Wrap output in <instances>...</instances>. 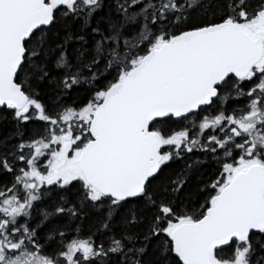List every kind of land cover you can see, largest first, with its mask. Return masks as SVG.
<instances>
[{"label":"snow or ice","instance_id":"obj_1","mask_svg":"<svg viewBox=\"0 0 264 264\" xmlns=\"http://www.w3.org/2000/svg\"><path fill=\"white\" fill-rule=\"evenodd\" d=\"M0 264H264V0H0Z\"/></svg>","mask_w":264,"mask_h":264}]
</instances>
